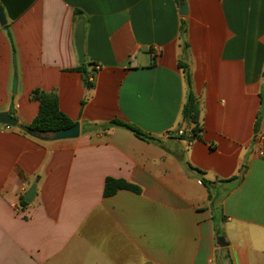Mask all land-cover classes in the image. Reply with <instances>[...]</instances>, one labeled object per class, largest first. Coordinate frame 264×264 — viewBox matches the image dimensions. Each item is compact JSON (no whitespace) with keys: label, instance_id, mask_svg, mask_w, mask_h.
I'll return each mask as SVG.
<instances>
[{"label":"crops","instance_id":"0c3cea01","mask_svg":"<svg viewBox=\"0 0 264 264\" xmlns=\"http://www.w3.org/2000/svg\"><path fill=\"white\" fill-rule=\"evenodd\" d=\"M180 1L0 0V264H264V0ZM35 89L77 138L26 133Z\"/></svg>","mask_w":264,"mask_h":264},{"label":"trees","instance_id":"16d2710c","mask_svg":"<svg viewBox=\"0 0 264 264\" xmlns=\"http://www.w3.org/2000/svg\"><path fill=\"white\" fill-rule=\"evenodd\" d=\"M78 14L79 13H76V15ZM181 67L184 69L186 73L188 86L191 88V82H192L191 76L188 73L185 66L181 65ZM78 71H83L87 74L85 68L83 67L79 68ZM85 83L87 87L92 88L93 85L90 82L89 77H87ZM30 97L32 100L37 101L39 103V111L37 116L34 118V120L28 126L23 127V129L26 131L28 135L34 137L32 134L27 132V130H30L32 133H40L42 136H44V139H40V138L37 139L53 140L52 136L56 132L64 129H69L76 125V123L72 121L60 109L58 95L55 92H46L41 89H35L31 92ZM200 116H201V111H200L199 103L196 100L193 93L189 92L186 104L184 105V109H183V119L190 124L191 123L194 124L195 127L193 128V132H192L193 136L194 135L197 136V132L198 133L201 132ZM113 124H117L127 128L140 139L143 140L151 139L148 135H146L142 131L128 124H125L121 121H113ZM199 172L202 173L201 171ZM121 189L129 190L137 194L141 192V189L138 186L133 185L127 181L108 178L104 186V195L106 197L113 196L118 190Z\"/></svg>","mask_w":264,"mask_h":264},{"label":"water","instance_id":"95a60500","mask_svg":"<svg viewBox=\"0 0 264 264\" xmlns=\"http://www.w3.org/2000/svg\"><path fill=\"white\" fill-rule=\"evenodd\" d=\"M181 7L180 13L183 16L188 14V5L185 3L184 0H181ZM7 20L4 11L0 7V24L2 26L6 25ZM76 50L77 55L79 58V63L84 65L85 64V54H84V23H80L77 27L76 31ZM262 78L264 79V69L262 73ZM17 78L14 79L13 83V92L16 93L17 90ZM0 123L11 126V127H18L17 119L13 118L7 112H0ZM28 133L32 134L36 138L44 139L40 133H32L30 130H27ZM80 135V126L77 124L69 129H64L56 132L53 136V140H66V139H75ZM36 192V185L27 193L25 199L26 201L30 202L34 197ZM217 245L220 247L226 246L225 238L224 237H217L216 239Z\"/></svg>","mask_w":264,"mask_h":264},{"label":"built area","instance_id":"2783aa9c","mask_svg":"<svg viewBox=\"0 0 264 264\" xmlns=\"http://www.w3.org/2000/svg\"><path fill=\"white\" fill-rule=\"evenodd\" d=\"M162 52H163V48L162 47H155L154 48V55L155 56L160 55ZM6 128L7 129H11V126L6 125ZM180 133H182V132H180Z\"/></svg>","mask_w":264,"mask_h":264}]
</instances>
